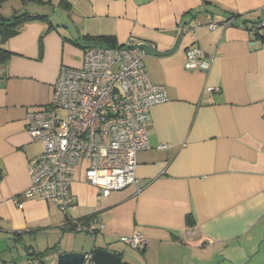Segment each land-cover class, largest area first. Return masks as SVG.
Returning <instances> with one entry per match:
<instances>
[{
	"label": "crops",
	"instance_id": "crops-1",
	"mask_svg": "<svg viewBox=\"0 0 264 264\" xmlns=\"http://www.w3.org/2000/svg\"><path fill=\"white\" fill-rule=\"evenodd\" d=\"M21 13L43 18L7 40L0 35L9 53L0 61V264H30L33 253L40 264H56L58 255L92 246L125 264H213L215 257L264 264V43L246 29L264 20V0L0 4L1 20ZM198 23L193 42L183 29ZM102 37L145 45L146 73L167 102L150 110L136 185L103 198L87 184L85 165L76 170L68 217L102 227L93 238L72 232L51 202L25 196L28 161L42 151L27 134L26 115L51 101L61 68H80ZM193 45L207 71L185 69ZM134 233L145 241L141 255L117 245Z\"/></svg>",
	"mask_w": 264,
	"mask_h": 264
},
{
	"label": "built area",
	"instance_id": "built-area-1",
	"mask_svg": "<svg viewBox=\"0 0 264 264\" xmlns=\"http://www.w3.org/2000/svg\"><path fill=\"white\" fill-rule=\"evenodd\" d=\"M199 26L185 27L183 32H190L194 42ZM252 27L251 39L264 38V20ZM146 57L145 45L130 39L122 46H90L80 68H61L51 101L26 115L28 136L42 146L41 153L28 161L27 198L51 202L69 219L71 186L82 165L87 184L99 197L136 185L137 154L149 149L150 110L167 102L165 88L148 78ZM184 60L189 72L208 69V61L194 45ZM69 221L77 233L93 238L102 233V227ZM121 242L139 252L145 248L139 233ZM30 264L40 261L34 258Z\"/></svg>",
	"mask_w": 264,
	"mask_h": 264
},
{
	"label": "trees",
	"instance_id": "trees-1",
	"mask_svg": "<svg viewBox=\"0 0 264 264\" xmlns=\"http://www.w3.org/2000/svg\"><path fill=\"white\" fill-rule=\"evenodd\" d=\"M45 1L49 2L50 0H45ZM2 2H4V0H0V4ZM42 18H43V16H40V15H31V14H27V13H21V14L14 15L9 20H1L0 19V35H1L2 40L4 41V40H7L9 38L16 36L19 33L23 24L30 22V21H34V20H40ZM260 21H262V20H260ZM257 22H259V21H257ZM257 22L252 23L251 26L247 27L246 29L248 31L252 30V28H253L252 26L254 24H256ZM256 40L260 41L261 43H264V38H257ZM95 41H97V43H95L97 45L116 47L115 41L109 37H106V38L102 37V38L96 39ZM8 55H9V53L6 50L0 49V61H1V58L7 57ZM66 223L68 224V227L70 228V230L72 232L78 234L77 232H75L74 224H72L67 217H66ZM77 223L84 224V223H86V221L80 220ZM41 256H42L41 254L33 253V254L29 255V259L32 260V258L33 259L36 258L40 261Z\"/></svg>",
	"mask_w": 264,
	"mask_h": 264
},
{
	"label": "water",
	"instance_id": "water-1",
	"mask_svg": "<svg viewBox=\"0 0 264 264\" xmlns=\"http://www.w3.org/2000/svg\"><path fill=\"white\" fill-rule=\"evenodd\" d=\"M56 264H125L121 257L107 248L92 246L89 253H64L57 257Z\"/></svg>",
	"mask_w": 264,
	"mask_h": 264
},
{
	"label": "rangeland",
	"instance_id": "rangeland-1",
	"mask_svg": "<svg viewBox=\"0 0 264 264\" xmlns=\"http://www.w3.org/2000/svg\"><path fill=\"white\" fill-rule=\"evenodd\" d=\"M37 147H39V145H37ZM80 234H81L80 236L85 237L84 235H82L83 233H80ZM117 242H118L117 245L122 244L124 246V244L121 241H117ZM91 244H92V242H91ZM125 248H126V246H125ZM127 249L129 251L133 252L134 254L141 255V253L139 251L132 249L130 246L129 247L127 246ZM213 260H214L213 264H227L223 261V259H219L217 257H215Z\"/></svg>",
	"mask_w": 264,
	"mask_h": 264
}]
</instances>
